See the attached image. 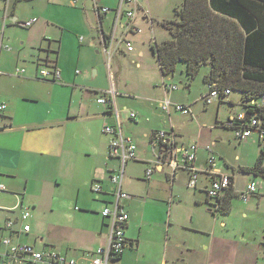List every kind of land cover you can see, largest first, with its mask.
<instances>
[{
  "label": "crops",
  "instance_id": "0c3cea01",
  "mask_svg": "<svg viewBox=\"0 0 264 264\" xmlns=\"http://www.w3.org/2000/svg\"><path fill=\"white\" fill-rule=\"evenodd\" d=\"M118 3L119 0L116 6L105 0H0V103L5 105L0 118V183L6 190L0 192V239L10 235L14 242L53 248L78 259L99 246H106L108 228L101 211L105 202L113 199L109 175L119 161L107 155L111 136L102 131V125H115L117 120L99 109L96 98L91 100L84 90L85 74L79 70L84 64L81 52L86 47L83 44L86 38L97 44L107 61L112 59L103 47L104 39L113 29L112 10ZM135 5L140 11L137 0ZM103 6L112 9L98 10ZM142 11L140 19L148 20L147 12ZM31 18L35 22L30 26L20 25ZM149 22L152 25L151 18ZM121 31L119 25L116 33ZM167 32L163 42L170 39L168 29ZM135 34L138 33L128 35ZM183 65L186 72V64ZM201 65L207 66L204 76L208 75L210 64ZM41 66L55 67L59 77L55 80L40 77ZM21 69L23 72H18ZM110 85L111 88L101 87L92 92L97 95L96 91L114 89L117 94L116 87ZM162 88L164 91L163 85ZM131 94L135 95L120 107L115 96L121 129L125 128L126 134L123 133L131 136L137 146L135 159L125 164L121 186L131 196L122 202L129 214L124 233L128 245L109 264H217L215 256L228 252L215 251L218 247L215 236L218 227L225 228L228 223L231 198L239 197L237 191L247 182L254 179L260 183L261 178L248 174L246 182L237 186L234 173L238 168L253 165L233 167L225 159L223 133L200 125L190 141L199 143L196 164L205 166L209 154L205 146L210 145L211 153L217 158V168L232 175L234 194L229 210L219 217L214 202L206 196L208 179L204 174L200 173L197 187L190 189L185 168L171 174L170 166L157 159L160 149L149 141L153 130H171L178 145H187L181 133L159 112L162 100ZM241 95L239 101L231 95L226 98L230 104L241 105ZM223 98L211 103L222 104ZM126 110L137 112V119L129 120ZM183 115L192 117V113ZM79 132L85 137L82 147L78 146ZM248 138L243 144L260 143L258 138L256 141L252 138L251 142ZM91 154L93 162L80 158H89ZM152 164L154 170L146 177L145 171ZM93 181L102 186L98 196L90 190ZM234 205L245 207L239 201ZM26 206L31 213L27 220L30 230L18 233L22 224L19 216ZM8 219L14 221L12 230L5 227Z\"/></svg>",
  "mask_w": 264,
  "mask_h": 264
},
{
  "label": "rangeland",
  "instance_id": "374dc122",
  "mask_svg": "<svg viewBox=\"0 0 264 264\" xmlns=\"http://www.w3.org/2000/svg\"><path fill=\"white\" fill-rule=\"evenodd\" d=\"M105 1L115 5L118 0ZM137 1L141 4V7L140 11L138 9L135 14V22L142 29L140 33L128 36L132 43L133 52H126L124 49L116 50L111 55L112 59L107 61V56L97 48V44L92 43L90 38L84 40L83 44L86 47L81 52V63L84 64L80 66L81 69L79 71L85 74V92L89 93L91 100H95L101 91H96L97 95H94L92 91H95V89L100 90L101 87L111 88L110 83H112L118 91L116 102L119 107L122 105V102L128 103L130 101L128 99H131L132 95H135L131 93L148 95L151 98L156 97L160 100L167 97L171 103L169 112L162 110L159 112L164 116L167 123L171 122V125L175 126L176 130L181 133L183 141L187 142V144L190 143L197 134L200 125H203L205 129L214 127L212 131L218 130L223 133L225 159L233 167L238 168L241 164L254 165L256 158L260 154L262 145L257 143L243 144V141L240 143L235 137L233 129H222L228 117L235 116L243 108L242 105L230 104L226 97L231 95L235 101H239L240 93L232 91L230 95L225 96L221 100L222 104H203V102L199 101V96L203 92L205 94L208 90L203 81L207 71V66L204 65L199 67L195 78L188 79L184 70V63L181 61L176 64L172 75L162 78L156 55L152 52V47L155 44H161L168 37L167 29L163 27L161 22L164 19L176 18L177 14L175 10L181 0ZM142 9L147 12L148 20L146 21L140 19L141 14H143ZM149 18L152 20V25L149 22ZM139 51L142 52L141 55H139ZM109 68L111 76L108 74ZM163 82H173L178 88L163 91ZM119 85L123 86V88L119 89ZM137 101L141 103L146 102L141 99ZM176 103L192 104L190 109L192 117L175 111L174 104ZM97 105L101 110L105 107L100 104ZM152 107L155 109L157 104ZM123 131L126 134L124 127ZM251 136V138H248L250 142L252 138L255 141L258 138L256 132H252ZM84 138L83 133L79 132V137H77L79 147L84 145ZM80 158L82 161H86L87 159L92 162L95 161L92 154L89 158ZM262 165H264V157L262 158ZM248 174L250 173L241 171L238 168V171L234 173L236 185L242 186L246 182L247 177H249ZM258 178H261L259 179L261 180L260 183L264 185V178ZM258 192V194L251 195L246 202H243L239 197L231 198L233 205L234 202L239 201L245 203L244 206L246 208L231 204L230 212L226 216L229 218L228 223L225 228L218 227L216 236L214 235L218 241L216 243L218 247H216L215 251L223 249V252H228L215 256L217 264H264V188H260ZM184 193L188 194L185 191ZM210 200L214 202V199ZM189 212L184 211L186 214ZM46 213L47 215L51 214L49 211ZM220 214L219 212V217ZM187 219L184 220L185 224L188 223L186 222ZM224 259L227 260L224 261Z\"/></svg>",
  "mask_w": 264,
  "mask_h": 264
},
{
  "label": "built area",
  "instance_id": "2783aa9c",
  "mask_svg": "<svg viewBox=\"0 0 264 264\" xmlns=\"http://www.w3.org/2000/svg\"><path fill=\"white\" fill-rule=\"evenodd\" d=\"M112 8L99 7L98 10L108 12ZM114 13L113 29L104 39L103 51L111 56L116 50L124 49L126 52H132L133 47L131 41L128 39V34L139 33L140 27L135 24V14L137 8L135 0H119L116 8L112 10ZM123 20L121 24L120 21ZM35 22L31 18L27 21L21 22L22 27H28ZM122 26V31L117 34L118 26ZM23 72V70H18ZM59 71L55 67L49 69L46 66L39 68V76L42 78H49L55 80L59 77ZM165 90H175L178 88L173 83H162ZM207 92L200 96V100L204 104H210L218 98L225 97L231 94L230 88H222L215 82L208 83ZM116 92L114 89L101 91L99 96H96V102L105 106L104 110L113 115L117 123L109 125L104 123L102 131L111 136L108 142V157L115 158L119 161L118 167L109 175L111 183L110 194H112V201L105 202L101 214L107 221V244L106 246H99L95 248L90 254L88 253L81 259L68 256L58 252L53 248H36L33 244L26 242H14L10 235L0 239V264H109L110 261L121 256L123 250L127 247L128 241L124 235L127 226L129 214L125 210L122 202L129 199L131 196L122 190L123 171L127 161L135 159L137 153V146L132 140L131 136H126L121 129V120L119 116V109L115 102ZM262 104H264V96L262 97ZM253 104L254 101L249 102ZM171 103L168 98H164L160 102V108L168 112ZM191 106L183 103L174 104V110L180 113H191ZM5 110L4 103H0V118L2 112ZM126 116L129 120L137 119V112L126 110ZM260 121L254 116L246 120L244 111H239L235 116L228 117L224 126L233 129L235 137L239 142L245 141L251 136L252 132L258 134V140L264 138V131L260 129ZM176 135L171 130H153L150 134V142L159 147L157 159L168 164L171 168V174H174L178 168H185L188 172L187 187L190 189L196 188L199 180V175L204 174L208 179V185L205 188V193L208 199H214L212 204L215 209L218 208L219 200L224 195L225 191L230 188L232 175L222 172L217 168V158L210 151V145H206L205 149L209 151L206 157L205 166L203 168L196 164L197 150L199 143L193 141L186 144L178 145ZM154 170L153 164L150 165L146 171L145 176L149 177ZM262 185L256 180L252 179L246 183L243 189L237 191L238 196L247 201L251 195H254ZM91 192L98 196L102 193V186L99 182H93L90 185ZM0 192H6L5 187L0 183ZM31 215L29 208L23 207L19 220L22 222L21 227L17 232L23 233L30 230V225L27 223ZM14 221L8 219L5 222L6 229H13Z\"/></svg>",
  "mask_w": 264,
  "mask_h": 264
},
{
  "label": "trees",
  "instance_id": "16d2710c",
  "mask_svg": "<svg viewBox=\"0 0 264 264\" xmlns=\"http://www.w3.org/2000/svg\"><path fill=\"white\" fill-rule=\"evenodd\" d=\"M176 13L177 19L161 22L170 39L152 47L161 74L172 75L176 64L183 61L192 79L201 64L209 63L205 85L215 82L240 92L246 120L254 116L264 131V0H183ZM259 144L262 147L254 165L240 170L264 178V138ZM232 189L231 182L216 212L229 210Z\"/></svg>",
  "mask_w": 264,
  "mask_h": 264
}]
</instances>
